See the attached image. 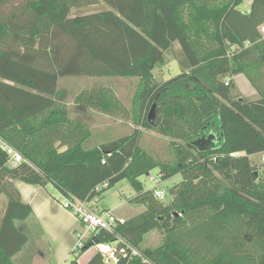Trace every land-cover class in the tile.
Returning a JSON list of instances; mask_svg holds the SVG:
<instances>
[{"label": "trees", "instance_id": "trees-1", "mask_svg": "<svg viewBox=\"0 0 264 264\" xmlns=\"http://www.w3.org/2000/svg\"><path fill=\"white\" fill-rule=\"evenodd\" d=\"M99 4L109 9L71 16L74 9ZM243 5L244 0H0V140L25 159L10 166L0 146V196L7 199L0 264H14L28 243L17 224L31 217L32 208L23 203L16 181L93 203L124 180L138 194L132 202L146 209L95 238H121L142 253L120 255L117 264H264V183L251 160L264 154V0H251L247 11ZM175 44L181 47L182 72L157 81L154 72L168 64ZM237 75L247 78L257 101L233 94ZM64 77L136 79L130 110L103 86L82 90L73 103L129 118L138 128L85 148L92 131L70 118L66 95L58 89ZM141 130L171 139L175 160L162 162L144 150ZM208 130L220 142L199 151L192 143ZM154 169L162 181L182 176L169 203L140 181ZM153 231H161L163 241L142 250ZM92 247L94 240L72 253L71 264H80ZM88 264L105 263L96 253Z\"/></svg>", "mask_w": 264, "mask_h": 264}, {"label": "rangeland", "instance_id": "rangeland-1", "mask_svg": "<svg viewBox=\"0 0 264 264\" xmlns=\"http://www.w3.org/2000/svg\"><path fill=\"white\" fill-rule=\"evenodd\" d=\"M251 5V0H244L243 10L247 11ZM109 8L105 4H99L92 7H84L74 9L71 16H85L94 13H100L108 10ZM260 31L264 34V28ZM181 54L179 46H175L173 51L168 54V64L163 67H158L154 75L157 81L163 82L170 80L173 77L181 74L182 70L180 67ZM235 82V81H234ZM235 89L233 94L245 98L249 96L248 94L252 91V88L244 80L237 79L235 83ZM138 81L136 79H127L121 77L114 78H89V77H64L60 78L58 89L65 93V102L68 106L70 118L75 122L84 123L92 131V137L86 142L85 148L90 149L97 147L104 143H110L125 136L133 133L138 127L135 126L131 119L129 118H117L105 116L99 113H93L90 110L82 112V109L76 106L74 98L84 89H92L98 87H108L111 88L118 98L123 102L127 109L132 107V98L135 94ZM252 86V85H251ZM248 100V99H247ZM141 129V128H139ZM142 137L140 141L141 147L146 150L150 155L157 158L158 160L166 163H171L175 160L173 151L171 149L170 143L171 139L157 134L155 131L151 130H141ZM212 130H208L205 133L210 134ZM204 133V134H205ZM214 133V132H213ZM216 135V134H215ZM216 137H218L216 135ZM218 139V138H217ZM263 154L255 155L251 157V160L257 164L259 169V179L264 183V162L262 161ZM160 169H154L150 173L142 176L140 181L142 182L144 189L146 191L162 190L165 196L161 201L163 203H169L172 200L170 195V190L178 185L182 181V176L177 175L167 181H162L159 176ZM48 191L53 193L51 187ZM138 194L131 186L128 180H124L118 183L114 188L108 190L101 198H97L94 205L97 204L100 208L109 210L118 218H124L126 220L139 216L145 211L144 205L134 204L132 199ZM58 198V195H54ZM1 201L4 203L7 201L4 196H0ZM20 228L22 225L19 223ZM29 236H32V242L34 243L35 231L31 230ZM163 241V234L161 231H153L148 234L145 238L144 243L141 245V249H152L156 248ZM39 252L43 254V257H39ZM96 247H92L84 258L95 254ZM38 253V262L40 264H45L49 261L48 251L43 253V251H36ZM47 256L46 261L44 260ZM73 256L71 255L70 262Z\"/></svg>", "mask_w": 264, "mask_h": 264}, {"label": "crops", "instance_id": "crops-1", "mask_svg": "<svg viewBox=\"0 0 264 264\" xmlns=\"http://www.w3.org/2000/svg\"><path fill=\"white\" fill-rule=\"evenodd\" d=\"M175 46L177 47L179 44H175ZM179 50H181L180 46ZM237 79H239V81L244 80L252 88V91L248 94L249 96H245V99L257 101L259 95L247 78L244 75H237L234 77L235 83H237ZM81 109L82 112L86 111L84 108ZM15 186L21 194L23 203L30 205L32 208V215L27 220L20 222L22 228H20L19 223L17 224L20 230L28 236V243L24 249L14 257V264H40L36 251H43L45 255L46 251H48L49 261L45 262V264H63L68 262L76 244L77 235L83 229L80 221L74 214L63 209L61 205H59L56 197H54L55 194L57 195L54 190L53 193H51L40 186L26 184L21 181H16ZM94 202L91 205L92 210L96 213H101L103 211L111 212L100 208L97 204L94 205ZM6 206L7 201L5 203L1 201L0 227ZM119 219L127 221L124 218ZM32 229L35 231L36 235L34 243L32 242V236H29ZM88 251L79 259L80 264H88L97 253L84 258ZM39 257H43L41 252H39ZM46 259L47 256L44 260L46 261Z\"/></svg>", "mask_w": 264, "mask_h": 264}, {"label": "built area", "instance_id": "built-area-1", "mask_svg": "<svg viewBox=\"0 0 264 264\" xmlns=\"http://www.w3.org/2000/svg\"><path fill=\"white\" fill-rule=\"evenodd\" d=\"M261 28H264V26ZM228 84L229 81H226V85ZM0 146L5 152H7L10 166L16 167L25 162L23 156L4 141L0 140ZM262 161L264 162V154ZM107 186V184H104L103 186L98 187L97 191H100L102 188H106ZM56 193L58 195L56 200L58 201L59 205H61L63 209L74 214L80 221L83 228L82 231L77 235V241L72 253H78L83 250L86 247L88 241L94 240L100 232H114L118 225L124 223V220L117 218L112 212L96 213L92 210V203L83 201L72 194H65L59 191H56ZM154 195L157 199L161 200L164 198L165 193L162 190L156 189ZM118 243L124 244L125 247L119 249ZM118 243L114 242L94 244L97 253L102 255L105 264H117L120 255H123L124 257L130 255V258L142 257V253L138 249L128 245L121 238ZM70 259L68 262L63 264H71Z\"/></svg>", "mask_w": 264, "mask_h": 264}, {"label": "water", "instance_id": "water-1", "mask_svg": "<svg viewBox=\"0 0 264 264\" xmlns=\"http://www.w3.org/2000/svg\"><path fill=\"white\" fill-rule=\"evenodd\" d=\"M155 111H156V106H154L151 110L149 119H154L155 118ZM216 137L215 134L210 133L208 134H200V136L192 143L199 151H207L214 149L216 145L220 142V139ZM98 240L94 239V244H98Z\"/></svg>", "mask_w": 264, "mask_h": 264}]
</instances>
